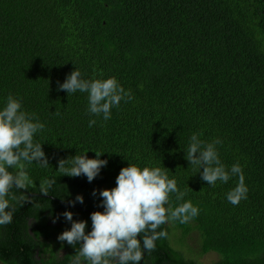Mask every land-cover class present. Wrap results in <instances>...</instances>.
<instances>
[{"label": "trees", "instance_id": "trees-1", "mask_svg": "<svg viewBox=\"0 0 264 264\" xmlns=\"http://www.w3.org/2000/svg\"><path fill=\"white\" fill-rule=\"evenodd\" d=\"M76 68L86 79L116 77L133 99L107 121L90 116L86 93L58 90ZM9 94L45 124L35 139L49 165L26 171L27 190L53 181L38 196L48 205L87 220L90 231L91 213L103 211L98 191L115 187L123 167H160L187 193L183 201L171 194L173 207L190 200L200 211L161 225L167 236L141 264H200L209 252L218 254L212 264H264V0H0V107ZM193 133L222 141L227 168L241 165L248 195L238 205L226 198L238 177L211 186L190 166ZM95 151L108 164L91 183L58 169ZM78 194L84 202L72 206ZM70 227L60 218L58 235ZM55 243L56 264H70L79 245Z\"/></svg>", "mask_w": 264, "mask_h": 264}, {"label": "clouds", "instance_id": "clouds-1", "mask_svg": "<svg viewBox=\"0 0 264 264\" xmlns=\"http://www.w3.org/2000/svg\"><path fill=\"white\" fill-rule=\"evenodd\" d=\"M58 90L66 91L68 95L86 93L87 113L103 121L111 118L112 109L118 108L122 101L127 103L133 99L131 91L126 90L116 77L86 79L77 68L62 83L58 82ZM96 123V119H90L88 126ZM44 128L45 124L34 113L23 109L20 98L8 95L0 107V225L10 224L13 220L11 201L23 199L16 197L12 189L34 187L26 164L35 162L42 168L49 165L43 144L35 139ZM221 143L215 139L205 144L193 133L185 151L186 159L190 166L199 168L202 181L208 185L215 186L217 181L227 183L232 177H238L235 188L226 196L235 206L247 198L248 187L238 162L230 168L222 163L216 147ZM95 152L94 158H89L85 152L61 159L58 169L63 175H83L91 183L108 164L107 159L101 158L105 152ZM52 184V180L41 182L40 193L48 194ZM171 194H175L176 200L183 201L187 193L160 167H140L132 163L123 167L116 177L115 187L98 191L103 211L91 213L90 231L87 220H74L70 210L62 213L71 227L57 239L62 242V247L63 242L74 248L79 245L70 264H141L144 252L154 249L155 241L167 236L166 231H157L161 225L172 221L188 223L199 214V207L190 200L173 207ZM96 195L94 189L93 196ZM83 202L84 196L78 194L71 204ZM59 218L57 215L53 222Z\"/></svg>", "mask_w": 264, "mask_h": 264}, {"label": "flooded vegetation", "instance_id": "flooded-vegetation-1", "mask_svg": "<svg viewBox=\"0 0 264 264\" xmlns=\"http://www.w3.org/2000/svg\"><path fill=\"white\" fill-rule=\"evenodd\" d=\"M12 192L23 199L11 201L13 220L0 231V264H26L29 251L33 252L30 264H56L61 253L55 240L66 210L48 205L38 191L13 188ZM57 215L60 218L53 222Z\"/></svg>", "mask_w": 264, "mask_h": 264}, {"label": "rangeland", "instance_id": "rangeland-1", "mask_svg": "<svg viewBox=\"0 0 264 264\" xmlns=\"http://www.w3.org/2000/svg\"><path fill=\"white\" fill-rule=\"evenodd\" d=\"M217 259H218V254L217 253H215V252H209V253L203 255L199 259V262H200V264H212Z\"/></svg>", "mask_w": 264, "mask_h": 264}]
</instances>
